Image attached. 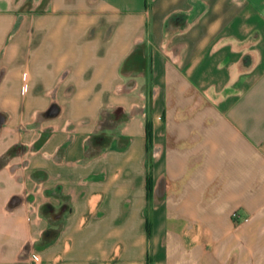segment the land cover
I'll return each instance as SVG.
<instances>
[{
  "label": "crops",
  "instance_id": "obj_1",
  "mask_svg": "<svg viewBox=\"0 0 264 264\" xmlns=\"http://www.w3.org/2000/svg\"><path fill=\"white\" fill-rule=\"evenodd\" d=\"M0 264H264V0H0Z\"/></svg>",
  "mask_w": 264,
  "mask_h": 264
},
{
  "label": "trees",
  "instance_id": "obj_2",
  "mask_svg": "<svg viewBox=\"0 0 264 264\" xmlns=\"http://www.w3.org/2000/svg\"><path fill=\"white\" fill-rule=\"evenodd\" d=\"M146 137H147V143L149 144L150 141H151V132H150V127L149 125L146 126ZM150 182H151V179H150V173L148 172L147 174V179H146V189L147 191L149 192L150 191ZM146 230H147V235L148 237L150 236V226L149 224L147 223L146 225Z\"/></svg>",
  "mask_w": 264,
  "mask_h": 264
},
{
  "label": "built area",
  "instance_id": "obj_3",
  "mask_svg": "<svg viewBox=\"0 0 264 264\" xmlns=\"http://www.w3.org/2000/svg\"><path fill=\"white\" fill-rule=\"evenodd\" d=\"M233 216H236V213H234Z\"/></svg>",
  "mask_w": 264,
  "mask_h": 264
}]
</instances>
